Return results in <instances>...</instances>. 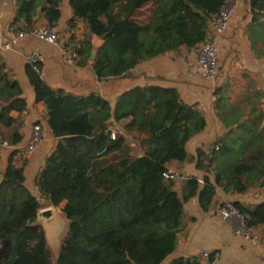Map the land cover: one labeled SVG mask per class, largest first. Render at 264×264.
I'll list each match as a JSON object with an SVG mask.
<instances>
[{
  "label": "trees",
  "instance_id": "16d2710c",
  "mask_svg": "<svg viewBox=\"0 0 264 264\" xmlns=\"http://www.w3.org/2000/svg\"><path fill=\"white\" fill-rule=\"evenodd\" d=\"M225 1L68 0L73 14L70 27L73 20H79L86 32L82 40L65 46L74 53L75 65L89 66L98 81L129 78L141 62L208 43L210 20ZM60 2L18 0L13 23L22 25L17 31L28 33L36 28L33 19L40 6L46 26L53 29L60 18ZM245 3L251 17L246 29L251 52L264 58V0ZM93 36L101 41L95 52ZM25 72L57 144L31 187L24 174L26 160L16 165L13 156L17 151L7 158L0 182V264H199L197 258L168 261L182 206L196 197L201 210H208L220 176L221 157L251 146L252 130L264 127V107L248 106V118L224 127L191 158L186 144L204 131L206 121L196 105L180 99L176 89L138 86L122 93L112 107L98 91L66 93L49 87L28 64ZM241 76L264 96V77L260 75L258 83L250 73ZM233 82L231 76L214 87V112L225 101L233 106L241 96L242 86L235 99L228 97ZM25 111L21 87L0 60V125L13 131L9 145L21 141L20 116ZM12 113L18 117L13 118ZM125 119L129 127L146 135L140 155L125 152L121 134L111 138L115 125ZM257 137L264 138L255 134ZM262 154H256L258 169L264 164V145ZM189 160L204 174L202 184L190 177L177 190L162 174L170 165ZM248 170L244 164L234 168L237 177ZM259 181L264 191V169ZM254 186L256 182L238 179L233 192L245 194ZM62 203L60 214L67 224L53 260L36 216L41 209ZM232 205L246 217L249 229L264 230V201Z\"/></svg>",
  "mask_w": 264,
  "mask_h": 264
},
{
  "label": "crops",
  "instance_id": "0c3cea01",
  "mask_svg": "<svg viewBox=\"0 0 264 264\" xmlns=\"http://www.w3.org/2000/svg\"><path fill=\"white\" fill-rule=\"evenodd\" d=\"M234 2L235 9L221 36L215 37L209 26L208 42L215 47L219 55V74L216 81L208 82L204 79L196 60L197 48L192 50L181 48L178 52H170L141 62L132 70V77L100 82L89 66L80 68L76 65H66L61 59L57 46L45 43L33 35L27 34L18 39L11 49H5L4 45L15 39L17 29L22 24L21 22L13 23L18 0L5 2L0 0V60L6 66L10 76L19 83L22 97L26 102V111L20 116L21 141L18 144L14 146L8 144L13 131L0 125V138H3L0 143V174L7 164L8 156L13 151H17L13 156L14 163L20 165L23 161L21 150L28 142L34 125H40L43 139L30 159L26 160L24 174L26 183L30 187L45 157L57 144V140L52 136L46 124L45 109L40 102L35 101L33 90L26 76V59L31 54H36L43 59L41 66L44 76L42 79L52 89L74 95H86L91 91H98L112 107L122 93L138 86L155 85L176 89L180 99L186 104L196 105L204 114L206 121L204 131L186 144V152L191 158L194 157L197 148L215 140L224 127L227 128L248 118V106L263 108V93L246 76L240 78L243 91L233 106L228 107L225 101L216 112L212 108L214 87L216 84H222L235 71L251 75L260 72L264 77V58L254 57L248 36H246V29L251 21L248 5L245 0H234ZM59 11L60 18L53 30L58 34L61 43L71 47L83 39L86 27L79 20H73L70 27L73 14L68 0H61ZM33 25L36 28L46 26L41 6L36 10ZM91 41L95 52L101 45V41L94 36ZM259 45H256L257 48ZM239 85L241 82L236 80L230 87L228 97L231 101L233 100L232 95L239 92L236 91ZM11 116L18 117L17 113H12ZM128 123V119L121 120L112 131L124 137V150L128 155H134L133 149L137 150V154L140 155L145 149L142 142L146 139V135L129 127ZM251 134L253 142L248 149L237 150L221 157L220 176L208 210H201L196 197L184 202L180 225L173 231L174 246L168 261L176 257H185L197 258L199 264H264L263 228L258 227L252 230L259 236L257 241L244 240L234 234L232 222L224 219L218 211L219 206L224 203L259 204L264 201V191L259 181L264 164L258 169L255 163L258 154L263 156L264 145V138L261 141L259 137L255 138V134L264 136V127L253 129ZM239 164L249 167V170L241 177H237L234 172L235 166ZM170 168L180 173L185 179L195 177L202 184L204 174L195 168L194 161L189 160L182 165H170ZM185 179L174 183L177 190L180 189ZM238 179L256 182V186L250 188L245 194H236L233 192V187Z\"/></svg>",
  "mask_w": 264,
  "mask_h": 264
},
{
  "label": "built area",
  "instance_id": "2783aa9c",
  "mask_svg": "<svg viewBox=\"0 0 264 264\" xmlns=\"http://www.w3.org/2000/svg\"><path fill=\"white\" fill-rule=\"evenodd\" d=\"M2 1H11V0H2ZM235 9V2L234 0H226L224 6L221 10L215 14L209 23L211 27V32L215 37L221 36L224 31L226 30L229 22V18L233 10ZM27 34L35 36L37 39L55 45L59 48L60 56L63 62L66 65L73 66L75 65V55L71 51V49L65 44L61 43L58 37V34L48 26H41L35 28L33 31L24 33V32H17L15 35V39L11 42L4 45L5 49H11L15 42L18 39L23 38ZM27 64L32 67V69L38 73L41 77L44 76V71L41 67L37 65H41L43 59L36 55L31 54L27 57ZM196 60L197 64L203 72V77L208 82H214L218 78V66H219V55L215 49V47L211 43H204L200 44L196 49ZM115 132L111 131V138L113 139ZM43 139L42 129L40 125H34L30 134V138L25 146L22 147V158L24 160L30 159V157L34 154L35 150L37 149L38 145ZM162 176L166 179L171 181L172 183H178L185 178L178 173L177 171L173 170L170 167H167L165 172ZM221 216L232 222L234 226V234L238 237H241L244 240H258V235L254 234L251 229L246 226V217L240 214L236 208L231 203H224L219 206L218 209Z\"/></svg>",
  "mask_w": 264,
  "mask_h": 264
},
{
  "label": "rangeland",
  "instance_id": "374dc122",
  "mask_svg": "<svg viewBox=\"0 0 264 264\" xmlns=\"http://www.w3.org/2000/svg\"><path fill=\"white\" fill-rule=\"evenodd\" d=\"M221 67V66H220ZM220 67H219V70H220ZM237 71H235L234 73H233V75H232V77H235V81L237 80V82L239 81V82H241V85H239V86H237L238 88H240V86H242V81H240V78H241V73H239V72H237ZM261 75V73L260 72H257V73H254L252 76H253V78L254 79H256V81L258 82V83H260L261 81H260V76ZM237 87H236V91H239L240 92V90L239 89H237ZM243 87V86H242ZM238 92V93H239ZM238 93H235L234 95H232V98L233 99H235L237 96H238ZM137 150H135V149H133L132 150V153L135 155V154H137ZM63 205H64V203H62L59 207H57V208H54V211H55V213H56V215H57V217H58V220H59V222H58V229H60V231L58 230V234L52 239V240H50V242L48 243V246H49V249H50V252H51V255H52V258H53V260H55L56 259V257H57V253H58V247H59V243H60V239H61V237H62V235H63V233L65 232V229H66V222H64L65 220L61 217V214H60V212H61V208L63 207ZM46 208V207H45ZM263 236H264V234L262 235V238H263ZM259 237V236H258ZM263 240H264V238H263Z\"/></svg>",
  "mask_w": 264,
  "mask_h": 264
},
{
  "label": "water",
  "instance_id": "95a60500",
  "mask_svg": "<svg viewBox=\"0 0 264 264\" xmlns=\"http://www.w3.org/2000/svg\"><path fill=\"white\" fill-rule=\"evenodd\" d=\"M93 57L94 54L91 55V58ZM1 181L2 176L0 174V182ZM36 222L42 226L47 244L58 234V230L60 231V229H58V217L54 208L51 206L43 208L37 213Z\"/></svg>",
  "mask_w": 264,
  "mask_h": 264
}]
</instances>
